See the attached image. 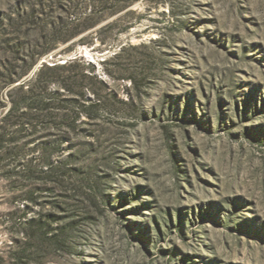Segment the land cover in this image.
I'll return each mask as SVG.
<instances>
[{
    "label": "rangeland",
    "instance_id": "374dc122",
    "mask_svg": "<svg viewBox=\"0 0 264 264\" xmlns=\"http://www.w3.org/2000/svg\"><path fill=\"white\" fill-rule=\"evenodd\" d=\"M0 264H264V0H0Z\"/></svg>",
    "mask_w": 264,
    "mask_h": 264
},
{
    "label": "trees",
    "instance_id": "16d2710c",
    "mask_svg": "<svg viewBox=\"0 0 264 264\" xmlns=\"http://www.w3.org/2000/svg\"><path fill=\"white\" fill-rule=\"evenodd\" d=\"M131 79L132 81V87H131V90H136L138 92H140V95L138 94V99H141V91L142 90H153L154 87L151 86V82H150V79L148 77V75L144 76L143 79H141L140 81L137 80L136 78H129ZM101 82L102 84H104L102 81H99ZM125 104H134V100H133V97L130 99V101H128V103H125Z\"/></svg>",
    "mask_w": 264,
    "mask_h": 264
}]
</instances>
